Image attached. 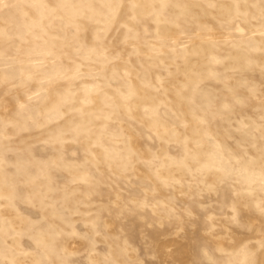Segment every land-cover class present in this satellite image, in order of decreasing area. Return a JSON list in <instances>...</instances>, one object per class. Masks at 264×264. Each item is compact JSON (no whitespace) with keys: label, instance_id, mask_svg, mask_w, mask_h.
Listing matches in <instances>:
<instances>
[{"label":"rangeland","instance_id":"obj_1","mask_svg":"<svg viewBox=\"0 0 264 264\" xmlns=\"http://www.w3.org/2000/svg\"><path fill=\"white\" fill-rule=\"evenodd\" d=\"M0 264H264V0H0Z\"/></svg>","mask_w":264,"mask_h":264}]
</instances>
